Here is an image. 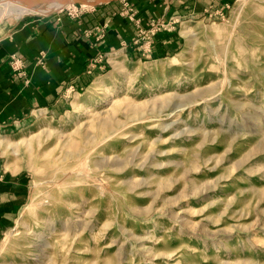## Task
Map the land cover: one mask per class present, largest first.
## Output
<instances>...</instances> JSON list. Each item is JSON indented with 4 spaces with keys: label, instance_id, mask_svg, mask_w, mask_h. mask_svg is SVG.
Returning a JSON list of instances; mask_svg holds the SVG:
<instances>
[{
    "label": "rangeland",
    "instance_id": "rangeland-1",
    "mask_svg": "<svg viewBox=\"0 0 264 264\" xmlns=\"http://www.w3.org/2000/svg\"><path fill=\"white\" fill-rule=\"evenodd\" d=\"M108 1L0 3V33ZM153 24L136 60L113 52L63 113L0 137L31 182L0 264H264V0L176 22L156 58Z\"/></svg>",
    "mask_w": 264,
    "mask_h": 264
},
{
    "label": "crops",
    "instance_id": "crops-1",
    "mask_svg": "<svg viewBox=\"0 0 264 264\" xmlns=\"http://www.w3.org/2000/svg\"><path fill=\"white\" fill-rule=\"evenodd\" d=\"M124 1L134 21L121 0H110L77 17L59 11L26 18L0 33V137L18 135L38 119L63 113L76 92L104 76L113 52L136 60L141 54L132 45L139 31L156 22L165 25L154 37L151 57L156 58L179 44L176 22L222 16L233 2ZM30 184L24 170H12L0 155V242L17 220Z\"/></svg>",
    "mask_w": 264,
    "mask_h": 264
},
{
    "label": "bare ground",
    "instance_id": "bare-ground-1",
    "mask_svg": "<svg viewBox=\"0 0 264 264\" xmlns=\"http://www.w3.org/2000/svg\"><path fill=\"white\" fill-rule=\"evenodd\" d=\"M35 1H42V0H0V3H5V10L1 12V14H22L25 13L26 10L35 5ZM50 1V0H49ZM70 0H57L58 4L69 3ZM54 2V1H53ZM56 3V4H57ZM49 5V4H48ZM52 5V4H51ZM69 6V5H68ZM49 7V6H48ZM61 7V6H60ZM49 9V8H48ZM47 9V10H48ZM53 9V8H52ZM107 121L103 122L106 123ZM42 235V234H41ZM47 237V236H46ZM43 248V247H42Z\"/></svg>",
    "mask_w": 264,
    "mask_h": 264
},
{
    "label": "built area",
    "instance_id": "built-area-1",
    "mask_svg": "<svg viewBox=\"0 0 264 264\" xmlns=\"http://www.w3.org/2000/svg\"><path fill=\"white\" fill-rule=\"evenodd\" d=\"M73 7V8H69V7ZM71 6H67V7H63L61 8V12L62 11H65L66 12V15L69 16V17H77L81 12H84L86 10H84L82 7L83 5H79V8L75 7L74 5H71ZM125 8H126V12L128 13V16L130 19H132L133 21L135 20L134 18V13L132 12V10H130L128 7V4L125 3L124 4ZM160 25L158 24H153L152 27H151V33H153L155 30L158 29Z\"/></svg>",
    "mask_w": 264,
    "mask_h": 264
},
{
    "label": "water",
    "instance_id": "water-1",
    "mask_svg": "<svg viewBox=\"0 0 264 264\" xmlns=\"http://www.w3.org/2000/svg\"><path fill=\"white\" fill-rule=\"evenodd\" d=\"M49 0H42V1H35V4H45L47 3Z\"/></svg>",
    "mask_w": 264,
    "mask_h": 264
}]
</instances>
